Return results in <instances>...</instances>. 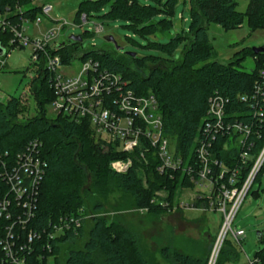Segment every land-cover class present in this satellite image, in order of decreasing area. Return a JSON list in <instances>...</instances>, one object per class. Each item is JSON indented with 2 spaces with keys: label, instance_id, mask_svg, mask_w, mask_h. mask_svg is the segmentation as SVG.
Wrapping results in <instances>:
<instances>
[{
  "label": "trees",
  "instance_id": "1",
  "mask_svg": "<svg viewBox=\"0 0 264 264\" xmlns=\"http://www.w3.org/2000/svg\"><path fill=\"white\" fill-rule=\"evenodd\" d=\"M152 1L154 3L140 0H86L80 5L75 20L80 22L83 14L90 19L91 12L103 11L101 17L104 20L125 21L140 36L150 38L156 33H166L172 29V10L178 2ZM188 4V30L176 34L166 43H149L151 47L170 56L182 46L178 59L154 55L139 58L136 55L130 57L133 62L131 66L106 51L82 52L81 43L78 42L64 44L54 54L61 57L64 65L78 58L84 60L92 57L100 62L102 68L120 75L127 82V88L139 95H155L165 137L185 160H192L202 139L209 99L215 93L227 98V122L249 124L252 133L243 149L237 146L236 136L231 139L228 136L218 137L214 143V154L228 168H238L237 186L241 188L264 148V94L258 100L243 101L240 97L252 96L254 84L264 67V54L256 55L252 50L249 51L256 63L253 72L241 70L238 58L228 63L212 61L214 50L210 43L209 27L215 24L225 31L236 30L242 27L246 19L251 33L264 29V0H250L245 13L237 11L236 0H188ZM106 6L109 7L107 10ZM31 69L35 73L30 90L36 104V115L26 121L20 119L24 106L19 97L10 96L8 102L0 106V151L15 157L29 142L36 140L41 143L44 159L48 163L40 187L35 219L30 227L41 230L62 216H79L81 209L87 215H96L85 222L78 236L68 233L58 238L53 243L52 253L44 254L42 264H47L49 256L54 257L56 264H59L65 245L69 248L62 264H99L95 258L98 253L103 255L104 264H150L127 228L99 216L103 210L99 197H104L109 187L114 185L132 196L137 210L147 208L148 214L169 212L179 208L176 200L182 190L194 189V184L186 176L181 178L179 173L175 174L174 179L159 175L156 172L158 161L153 159L148 167L135 161L126 174L113 171L111 163L125 155L98 143L86 122L76 124L61 115L48 118L46 106L53 101L48 76ZM260 111L262 115H259ZM242 150L249 155L246 164L239 161ZM263 175L264 163L253 184L260 182ZM161 191L167 192L165 198H157L156 193ZM253 193L257 195L259 191ZM156 198L158 202L168 203V206L152 203ZM203 201L197 200L195 207L198 208ZM78 242L83 244L81 248L74 247ZM163 255L165 259L170 257L166 250ZM237 255V246L227 241L216 264H231L237 260ZM254 257L264 264V249ZM175 260L179 264H206L201 259L182 254H176Z\"/></svg>",
  "mask_w": 264,
  "mask_h": 264
},
{
  "label": "built area",
  "instance_id": "2",
  "mask_svg": "<svg viewBox=\"0 0 264 264\" xmlns=\"http://www.w3.org/2000/svg\"><path fill=\"white\" fill-rule=\"evenodd\" d=\"M1 1L0 48L5 50V54L0 56V74L6 68V58L12 50L30 47L32 68L48 76L53 91L51 106L56 114L76 124L88 123L92 137L98 143L125 155L111 163L113 171L126 174L135 161L148 167L156 160V172L159 175L174 179L175 174L179 173L181 178L186 176L194 184V189L182 190L196 191L193 204L188 206L179 203V208L195 207L197 200L204 199L199 208L221 213L220 230L215 237L208 264L217 263L229 237L237 247L241 246L245 231L233 228V222L264 163V148L247 180L241 188L238 187V168H228L214 154V143L218 137L228 136L231 139L236 136L237 146L243 149L252 133L249 124L227 122L226 107L229 100L218 93L209 99L202 139L192 160H185L165 137L155 95H139L127 88V82L120 75L102 68L100 62L92 57L81 59V67L74 75L66 76L60 72L61 67L72 64L64 65L61 57L54 54L64 45L60 44L56 48L53 43L65 24L45 33L38 31L39 35L28 34L32 29L30 26L39 27L42 22L40 14L54 22L50 17L52 5L34 6L36 0ZM88 21L90 19L83 14L80 22ZM95 30L101 33L104 27L102 24L97 25ZM263 94L264 67L254 84L252 96L240 98L243 101L258 100ZM9 99L10 96L2 91L0 84V106ZM262 111L259 115H262ZM248 159V152L242 150L239 154L240 163L246 164ZM47 169L42 145L36 140L29 142L15 157L0 151V264H42L44 254L52 253L53 243L58 238L68 233L78 236L79 230L91 217L81 209L79 216H62L41 230L30 227L35 219L40 187ZM156 195L157 198H165L167 192H157ZM157 198L152 203L168 206L164 201L158 202ZM138 212L143 215L148 213V209H139ZM260 263L259 258L249 260V264Z\"/></svg>",
  "mask_w": 264,
  "mask_h": 264
},
{
  "label": "rangeland",
  "instance_id": "3",
  "mask_svg": "<svg viewBox=\"0 0 264 264\" xmlns=\"http://www.w3.org/2000/svg\"><path fill=\"white\" fill-rule=\"evenodd\" d=\"M84 1L86 0H36L33 3L34 6H53L50 17L54 22L40 14L42 22L39 27L30 26L32 29L28 34L30 36L39 35L38 31L45 33L49 29L65 24L53 43L54 47L57 48L60 44H72L71 36H82L83 42L80 46L82 52L106 51L133 66L132 57L128 55L130 53L136 54L139 58L152 55L169 57L170 55L166 52L151 47L150 41L166 43L176 34L188 30L189 27L188 0H178L172 10L171 19L174 25L172 29L166 33H156L150 38L140 36L129 28L125 21L104 20L101 17L104 14L103 11L91 12L90 21L86 23L77 22L75 16ZM140 1L154 3L152 0ZM236 2L237 11L245 13L250 0H236ZM108 8L106 6V10ZM101 24H104V31L97 33L95 27ZM108 36L113 37L115 43L107 41ZM209 37L214 50L212 61L228 63L238 58L241 70L247 72L255 70V59L249 51L253 48L264 47V29L251 33L245 19L242 27L231 31H225L220 26L212 24L209 27ZM182 49L183 47L180 46L170 57L180 58ZM31 55L30 47L12 50L6 58V68L0 74L2 91L6 95L21 98L24 106L20 116L22 121L36 115V104L30 90L31 79L34 75L31 69ZM81 64V59H75L71 65L61 67L60 72L66 76L74 75L79 71ZM46 111L48 118L57 116L50 104L46 106ZM170 152H173L171 147ZM254 191H259V193L254 195ZM182 193L176 201L180 204L192 205L197 195L196 191L187 190ZM99 199L103 204V210L99 216L108 222H115L127 228L150 264H179L175 260L176 254L198 258L208 264L215 237L221 226L222 215L218 211H204L201 207L187 206L169 212L142 215L135 207L132 196L114 185H111L104 197H99ZM90 216L92 218L96 215L91 213ZM233 228L243 229L245 238L241 246L237 247V260L231 264H249V260L254 259L255 254L264 249V175L260 182L253 184L251 192L244 198L233 222ZM228 241L233 242L231 237ZM82 246L81 242L74 244L76 248ZM68 248V245L63 247L59 264L63 263ZM164 250L168 251L169 259L164 258ZM95 258L99 264H104V257L101 253L96 254ZM47 264H56L54 257H50Z\"/></svg>",
  "mask_w": 264,
  "mask_h": 264
},
{
  "label": "water",
  "instance_id": "4",
  "mask_svg": "<svg viewBox=\"0 0 264 264\" xmlns=\"http://www.w3.org/2000/svg\"><path fill=\"white\" fill-rule=\"evenodd\" d=\"M70 40L72 42H78V43H82L83 42V39H82L81 36H71L70 37ZM106 40L109 41V42L115 43L114 38L111 37V36L106 37ZM252 51L256 55L264 54V47H261V48H253ZM4 54H5V50L2 49V48H0V56H3ZM128 55L131 56V57H135L136 56V54H134V53H130Z\"/></svg>",
  "mask_w": 264,
  "mask_h": 264
}]
</instances>
